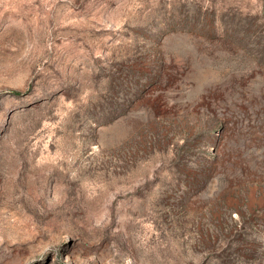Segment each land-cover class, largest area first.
<instances>
[{"label":"rangeland","instance_id":"rangeland-1","mask_svg":"<svg viewBox=\"0 0 264 264\" xmlns=\"http://www.w3.org/2000/svg\"><path fill=\"white\" fill-rule=\"evenodd\" d=\"M0 264H264V0H0Z\"/></svg>","mask_w":264,"mask_h":264}]
</instances>
